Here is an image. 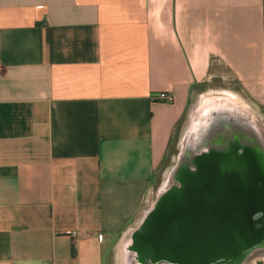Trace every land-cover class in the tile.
<instances>
[{
  "label": "crops",
  "instance_id": "0c3cea01",
  "mask_svg": "<svg viewBox=\"0 0 264 264\" xmlns=\"http://www.w3.org/2000/svg\"><path fill=\"white\" fill-rule=\"evenodd\" d=\"M226 67L264 122V0H0V264H118Z\"/></svg>",
  "mask_w": 264,
  "mask_h": 264
},
{
  "label": "water",
  "instance_id": "95a60500",
  "mask_svg": "<svg viewBox=\"0 0 264 264\" xmlns=\"http://www.w3.org/2000/svg\"><path fill=\"white\" fill-rule=\"evenodd\" d=\"M237 99L196 100L177 161L120 240L118 264L264 260V122Z\"/></svg>",
  "mask_w": 264,
  "mask_h": 264
},
{
  "label": "rangeland",
  "instance_id": "374dc122",
  "mask_svg": "<svg viewBox=\"0 0 264 264\" xmlns=\"http://www.w3.org/2000/svg\"><path fill=\"white\" fill-rule=\"evenodd\" d=\"M227 66V65H226ZM226 73H228L230 76L227 77V80L224 81L221 78H215L212 82H204L200 85V94L197 98H195V101L199 99L201 94H206L207 92L209 94H212V92H219V94H231L236 96L239 100L244 102L245 104L252 107L254 110L257 108L256 101H254L251 97L252 94H250L242 81L239 79V77L234 73V71L228 67H226ZM217 94V93H216ZM237 99V100H238ZM195 103V102H194ZM191 113V111H190ZM189 115L186 116L184 120V127L183 130L180 132V136L173 141L170 150L168 151L166 157L164 160L160 163L156 170V177L154 180V185L157 189V192L161 189L168 173L174 166L175 162L177 161L178 155L181 150L182 146V137L184 135V132L186 130V125L189 121ZM182 129V128H181ZM257 264H264V260L259 261Z\"/></svg>",
  "mask_w": 264,
  "mask_h": 264
},
{
  "label": "built area",
  "instance_id": "2783aa9c",
  "mask_svg": "<svg viewBox=\"0 0 264 264\" xmlns=\"http://www.w3.org/2000/svg\"><path fill=\"white\" fill-rule=\"evenodd\" d=\"M155 99L158 101H162V102H172L173 101L172 97L169 95L168 92L159 94ZM69 235L76 237L78 235V232H69Z\"/></svg>",
  "mask_w": 264,
  "mask_h": 264
}]
</instances>
